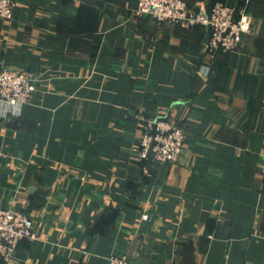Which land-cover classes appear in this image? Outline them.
<instances>
[{"label": "crops", "instance_id": "obj_1", "mask_svg": "<svg viewBox=\"0 0 264 264\" xmlns=\"http://www.w3.org/2000/svg\"><path fill=\"white\" fill-rule=\"evenodd\" d=\"M13 1L0 69L38 81L20 114L0 104V208L39 238L11 264H264V0H184L247 6L241 48L210 65L207 27L137 0ZM140 115L182 128L178 162L139 159Z\"/></svg>", "mask_w": 264, "mask_h": 264}, {"label": "built area", "instance_id": "obj_2", "mask_svg": "<svg viewBox=\"0 0 264 264\" xmlns=\"http://www.w3.org/2000/svg\"><path fill=\"white\" fill-rule=\"evenodd\" d=\"M15 2L0 0V18L13 20ZM138 16H151L158 21H167L192 29L196 25L210 27L211 36L205 44V58L212 64L220 52H234L241 48L243 35L251 29V16L247 6L233 7L223 3L213 5L210 16L206 9L189 8L184 0H137L134 10ZM38 76L32 71H16L7 67L0 69V104L20 114L29 104L35 92ZM143 127V136L135 150L140 160L149 155L158 163H176L184 152L185 135L182 128L162 118L137 117ZM264 177V157L260 164ZM146 218L147 216L144 215ZM38 231L33 220L16 209L0 208V261L11 264L22 240H36ZM109 264H147L131 259L127 255L115 256Z\"/></svg>", "mask_w": 264, "mask_h": 264}, {"label": "water", "instance_id": "obj_3", "mask_svg": "<svg viewBox=\"0 0 264 264\" xmlns=\"http://www.w3.org/2000/svg\"><path fill=\"white\" fill-rule=\"evenodd\" d=\"M212 7H213V4L210 3L208 4L207 8H206V11H207V14L210 16L211 14V10H212ZM210 36H211V29L210 27H208V31H207V36H206V39H205V43L207 44L209 39H210ZM149 158H151V155H149Z\"/></svg>", "mask_w": 264, "mask_h": 264}, {"label": "trees", "instance_id": "obj_4", "mask_svg": "<svg viewBox=\"0 0 264 264\" xmlns=\"http://www.w3.org/2000/svg\"><path fill=\"white\" fill-rule=\"evenodd\" d=\"M0 262H2V261H0Z\"/></svg>", "mask_w": 264, "mask_h": 264}]
</instances>
